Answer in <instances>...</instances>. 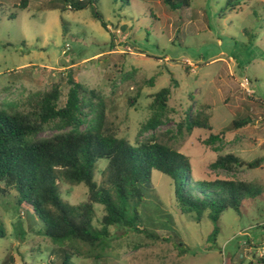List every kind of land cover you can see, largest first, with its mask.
Masks as SVG:
<instances>
[{"label": "rangeland", "instance_id": "obj_1", "mask_svg": "<svg viewBox=\"0 0 264 264\" xmlns=\"http://www.w3.org/2000/svg\"><path fill=\"white\" fill-rule=\"evenodd\" d=\"M20 1L0 0V104L49 91L56 83L64 103L72 72L77 82L104 94L109 119L120 136L134 143L152 115V96L171 87L168 119L141 139L155 136L187 155L196 178L252 182L262 192L244 202L242 215L226 211L212 237L211 219L205 216L198 223L183 214L174 202L171 179L155 172L159 209L152 206L150 213L164 218L145 233L111 227L106 259L72 257L71 264H263L264 162L233 172L213 163L228 154L246 162L264 157V0H239L240 6L225 16L227 0H191L190 7L178 10L162 0H98L80 11L52 9L54 0H31L19 10ZM93 9L108 29L94 18ZM191 111L209 115L213 134L222 132L223 138L207 142L209 131H179ZM247 118L252 122L233 129L235 120ZM54 133L48 129L40 137ZM106 165L99 162L100 184ZM60 191L71 205L84 202L88 192L85 185L64 183ZM13 202V196H0L5 231L0 264L6 259L9 264H63L46 240L44 223L29 207ZM95 208L99 226L104 209ZM259 242L262 247H255Z\"/></svg>", "mask_w": 264, "mask_h": 264}, {"label": "trees", "instance_id": "obj_2", "mask_svg": "<svg viewBox=\"0 0 264 264\" xmlns=\"http://www.w3.org/2000/svg\"><path fill=\"white\" fill-rule=\"evenodd\" d=\"M97 1L54 0L52 9L80 11L93 7ZM162 1L172 10L191 6V0ZM30 2L21 0L15 8L26 10ZM239 6V0H227L223 16ZM93 16L108 29L96 9ZM67 84L64 103L60 84L56 83L49 91L31 92L21 100L0 104V196H13L15 205L33 211L44 223L46 240L61 254L63 264H71L72 257L106 259L111 227L145 233L149 226L164 218L150 213L152 206L159 209L153 195L155 172L171 179L174 202L183 214L191 215L198 223L205 216L211 219L212 237L218 235L226 211L242 215L244 202L262 195L252 182L196 178L187 155L159 142L155 136L141 139L168 119L171 87L152 96L149 105L152 115L141 124L133 143L120 136L119 128L109 119L101 91L77 82L72 72ZM251 122L249 118L235 120L232 127L239 129ZM178 125L181 132L199 129L211 132L207 142L223 138L222 132L213 134L210 116L201 111L186 112ZM48 129L55 133L40 137ZM101 160L107 162L101 171L102 184L96 180ZM263 162L264 157L246 162L228 154L220 156L213 167L233 172L240 167L256 169ZM62 183L85 185L86 200L79 205L67 203L60 191ZM97 204L104 209L99 226L95 224ZM4 236L0 227V238ZM255 247H262V243ZM260 261L264 264V258ZM3 264H9L8 259Z\"/></svg>", "mask_w": 264, "mask_h": 264}, {"label": "built area", "instance_id": "obj_3", "mask_svg": "<svg viewBox=\"0 0 264 264\" xmlns=\"http://www.w3.org/2000/svg\"><path fill=\"white\" fill-rule=\"evenodd\" d=\"M249 84V82L248 81H246V84H244V86H246V85H248Z\"/></svg>", "mask_w": 264, "mask_h": 264}]
</instances>
